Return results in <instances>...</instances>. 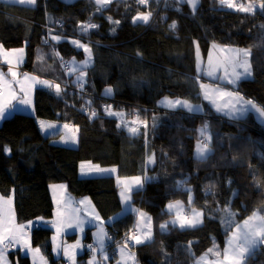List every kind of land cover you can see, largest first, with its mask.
<instances>
[{"label": "trees", "instance_id": "trees-1", "mask_svg": "<svg viewBox=\"0 0 264 264\" xmlns=\"http://www.w3.org/2000/svg\"><path fill=\"white\" fill-rule=\"evenodd\" d=\"M251 2L234 0L245 6ZM262 2L255 0L253 12L243 13L220 5L219 0H199L195 10L177 0H148L147 5L112 0L104 6L95 0H36L33 6L0 0V43L6 48L24 47L21 70L49 67L55 49L64 58L83 56L67 39L52 41L50 34L88 41L92 51L93 63L86 69L82 89L63 85L66 80L60 82V96L55 88L36 87L34 113L15 112L0 123V193L12 195L17 222L36 223L30 232L31 244L40 249L47 264H69L53 255L50 183L65 182L74 196H89L104 219L121 210L114 177H80V160L117 165L120 175L156 178L132 193V202L146 210L153 222V238L132 247L139 264H193L213 241L223 248L229 232L221 219L226 206L235 213L231 227L253 211L264 214V125L250 116L234 121L215 114L200 96L198 80L207 78H197L194 55L196 41L203 54L211 43L247 48L253 76L239 81L235 89L264 106ZM138 12H151L149 21L134 24L132 18ZM109 17L120 23H110ZM173 22L176 28L170 29ZM88 23L98 27L82 32L80 25ZM42 72L37 73L42 76ZM58 73L47 76L55 79L65 74ZM106 87L113 89L112 96L102 95ZM162 96L202 102L204 114L163 109L157 104ZM104 105L146 120L147 129L141 125L138 134L130 135L124 126L117 127V118L108 116ZM93 110L97 115L90 119ZM37 118L77 126V147L53 145L38 128ZM205 121L212 134V152L198 160L196 142ZM152 153L156 164L150 171L146 160ZM181 181L186 183L178 184ZM206 186H211L210 192ZM189 188L192 207L203 213L202 224L185 230L168 225L162 232L161 223L170 217L165 204L179 199L190 208ZM134 220L135 213L126 212L106 225V236L111 233L114 238L109 243L105 240L111 256L118 246H125L122 238L128 230L137 228ZM87 236L76 264H88L96 247L92 241L93 250L88 248ZM6 256L10 264H31L30 256L18 248L9 247ZM247 264H264V244Z\"/></svg>", "mask_w": 264, "mask_h": 264}, {"label": "snow or ice", "instance_id": "snow-or-ice-1", "mask_svg": "<svg viewBox=\"0 0 264 264\" xmlns=\"http://www.w3.org/2000/svg\"><path fill=\"white\" fill-rule=\"evenodd\" d=\"M20 4H36V0H17ZM112 0H95L97 5H108ZM139 5H147L148 0H136ZM180 2V0H177ZM188 4L191 5L193 10L196 9V6L199 0H186ZM220 5H226L228 9H235L238 12L251 13L253 12L255 6V0L253 2L245 5H237L234 3V0H219ZM260 8L264 10V2L260 3ZM99 10V9H98ZM151 12H138L136 16L132 18V22L135 24L137 21H142L147 23L150 19ZM110 23L119 24L120 21H113L111 17L108 18ZM98 26L96 24L88 23L80 25L82 32H87L88 29H95ZM170 29L176 28V23L173 22L169 25ZM115 31V28L112 29ZM53 39L59 40L58 36H54ZM47 43V41H45ZM71 43L75 45L78 49L82 48L86 54V59L82 62V67L80 69H73V71H79L77 76L76 83L80 88H83L85 75V70L90 66L92 59L91 49L86 45L80 43L79 40H72ZM195 43V42H194ZM218 46L213 44V49H216ZM226 54L222 58H217L213 60L211 53H209L208 62L206 65H201L200 63V49L197 43L196 46V55H197V78L201 75L208 76L212 79L219 81H226L227 84L236 86L239 81L244 79H249L253 76L252 65L249 61L250 52L248 49H234V48H224L222 49ZM25 49L23 47L18 49H12L11 52H4V62L9 66L8 75L12 77V80L5 79V73L0 71V119H4L9 110L13 109L15 105L12 101H16L17 104L25 106L26 108L32 107V100L30 99V92L34 85H42L48 89L55 88L57 96L61 94L60 84H52L50 81L38 79L36 76H30L28 73H23V80L18 79L20 75L15 69L19 67L24 61ZM15 85L19 86V93L15 90ZM27 85V86H26ZM200 94L205 100H209L215 111L222 114L223 116L228 117L231 120L239 121L249 112H254L258 114V117L261 118V122L264 123V106H259L252 99H246L241 96L238 91L227 90L220 85H212L200 83ZM7 89V91H5ZM113 92L111 87H108L104 91V95L110 96ZM161 106L176 109L180 107L185 109L188 113H198L202 112L203 109L200 105L192 104L188 100H169L167 97L160 102ZM108 116H122L123 113H116L111 111V105H108L105 109ZM97 113L95 110L92 111L90 119L95 117ZM145 127V130L148 127L147 121H139ZM40 131L44 132L46 129L54 128L55 125L51 123H46L43 120L38 121ZM133 124L137 121H132ZM117 127H121L120 124ZM124 127L127 128V131L135 135L139 131L136 127H128L125 123ZM153 127H155V118L153 122ZM63 128L66 130L65 135L61 136L62 142H76V132L78 129L70 126L69 124H64ZM200 137L202 139L198 140L195 150V156L198 160H204L208 158V155L212 152L211 142L212 134L209 131L208 122L205 121L201 129H199ZM145 131V135H146ZM9 149L5 148V152H8ZM154 163V158L149 156L146 160V165H151ZM116 169H105L101 168L98 165L89 164L87 167L81 165V173H105V172H115ZM155 177L144 175L143 179L140 176L131 177L127 179L123 185L120 192L121 202L128 204L131 201V194L134 190H142L143 184L148 181L155 180ZM186 181L178 182V184H184ZM231 183V181L229 182ZM53 188L63 189L64 185H53ZM206 192L211 191V186H206ZM189 193L188 204L191 208V213L185 214L183 208L181 207L180 201H176L175 204L169 203L167 205L168 213L171 214L174 208L176 209L175 218L170 221L173 228L178 227L181 230L196 228L202 224L203 213L198 211L195 207H192L193 198L191 188L187 189ZM233 195H236L234 192ZM80 204H85L86 201L82 200ZM230 204V202H229ZM58 208L60 210L56 213V220L52 221V227L56 229L57 235L52 237L54 251L59 249V245L56 244L57 236L62 234L66 228H76L80 232L84 231L85 220L81 219L79 216L80 209L71 207L67 201H64L63 198L57 201ZM264 208V206H262ZM133 212L138 213V225L140 224V218L147 217V213L141 212L139 209H132ZM224 215L221 217L222 222L228 226V231L230 235L227 236V240L223 250H219L215 241H213V247L208 249V252L205 253L200 259L204 261L205 264H247L249 257L253 256L256 251L259 250V245L264 244V214H260L258 211H253L250 216L243 220V223H236L235 228L231 227L233 221L232 217L235 215L230 210V207L226 206L223 210ZM227 217V219H225ZM42 219V218H41ZM92 220L97 221L96 228L97 232L94 233L96 242L99 245V251L101 254L104 252L105 248V238L106 234L104 231V221L101 220L99 214H93ZM147 224L144 227L147 228V231L143 233V237L139 234L134 236H129L128 239H131L135 242L136 245L144 244L146 241L151 240L152 230H151V217H147ZM44 225L47 222H43ZM167 223L161 224L160 229L162 232L167 231ZM33 222H29V225H32ZM28 225L17 224L15 213L12 209V197L8 196L4 198L0 196V264H7L6 253L9 247L19 246L20 251L25 249L33 255V261L35 264L36 258L39 257L42 264H47V261L44 260V257L40 255L39 248H32L30 241L26 236L25 229ZM110 239V237H108ZM191 243V242H190ZM80 241L78 240L76 244L67 246L63 249L64 255L71 261V264H76V249L80 247ZM124 247H127L125 244ZM90 250H93L92 245H88ZM121 257L124 259L125 253L124 248H121ZM208 253H211L216 257L213 261H207ZM130 259H135L134 253L130 255ZM88 264H95V257L91 259ZM199 264V262H198Z\"/></svg>", "mask_w": 264, "mask_h": 264}, {"label": "crops", "instance_id": "crops-1", "mask_svg": "<svg viewBox=\"0 0 264 264\" xmlns=\"http://www.w3.org/2000/svg\"><path fill=\"white\" fill-rule=\"evenodd\" d=\"M15 1H16V3H18L17 0H15ZM8 2H10V1H8ZM25 5H29V4H26L25 3ZM29 6H33V5H29ZM54 36H58L60 38L59 40L67 39L70 43H71L72 40H78V39H74V38H65V37L60 36V35H51V34H50V40H52V41H59V40L53 39ZM79 41L82 44H86L88 47L90 46V44H89L88 41H84V40H82V41L79 40ZM213 44L217 45L216 43H211L210 44V47L207 50L208 51L207 52V55L209 54L210 51L215 52V58H214V60H216L217 58H222L225 55V52L222 51V49H224V48L230 47V48L238 49L237 47L232 46V45H227V46L226 45H223V46L222 45H217L218 47L216 49H213ZM195 45H196V43L194 44L195 70H196L197 69V61H196L197 55H196V46ZM79 49L82 50V52H83V56L81 58H77L75 56L72 57V58H64L62 56L61 52H59L57 49L51 50V55H52V59L54 60V62H50L49 63V67H47L45 69L41 68V70L43 71L41 73L42 76L41 75H36L33 72H31V71H27V72L29 74L32 73V75H30V76H36L38 79H41V77L42 78H45V80L50 81L54 85L57 82H61V81L66 80L65 83L66 82L69 83L70 86L76 87V88H79V89H82L76 83V79H77V76L79 75V71H73V69H80L82 67V62L86 59V54H85L84 50L82 48H79ZM207 55H206V57H207ZM64 60H67L69 62V68L66 71L63 70L62 69V66H61V61H64ZM92 63H93V60L91 59L90 66L92 65ZM52 72H59V73L64 72L65 74L62 76V78L61 77L60 78H56L55 77V79L54 78H48V76H47L48 74L47 73H52ZM196 72H197V70H196ZM19 74H20L19 76H21V73H19ZM54 75H57V74H54ZM86 75H87V71L85 70V75L83 77L84 82L86 81ZM58 80H60V81H58ZM207 80H212L213 81L214 79H212L210 77H207ZM215 84L216 85H219L220 84L221 86H223L225 88H230L231 90L237 91L235 89L236 86L229 85V84H227L226 81H219V82H217ZM39 86H42V85H38L37 84V85H34L32 87V90L30 92V99L31 100H32V95L34 93V89L36 87H39ZM106 88H108V87H106ZM105 89L102 91V95L103 96H106V95H104ZM240 95L243 96V97H245L241 93H240ZM110 96H112V94ZM200 96H202V95L200 94ZM107 97H109V96H107ZM245 98L246 99H250L248 97H245ZM12 103L15 105V107L13 109L9 110L6 116H8V115H10L12 113H15V112H24V113H29V114L34 113L33 103H32V107L31 108H26L25 106L19 105V104L16 103V101H12ZM158 106L161 107L159 104H158ZM210 107H211L212 111L215 114L220 115V116H223L222 114L217 113L215 111V108L214 107H212V106H210ZM201 108H202V106H201ZM173 110H175V109H173ZM115 111H117V110H115ZM198 113L199 114H204V110L202 112H198ZM248 116L254 118L257 122L261 123V125H264V123L261 122V118L258 117V114L254 113V112H249L248 114H246L241 119H243L245 117H248ZM153 117H154V115H152V118ZM224 117H226V116H224ZM226 118H228V117H226ZM40 120H43L46 123L54 124L55 125V128H63V125L66 124V123H62V122H58V121H54V120H47V119H43V118H37L36 122H37V125H38V128L39 129H40V127H39L38 121H40ZM1 121H2V119H0V122ZM135 121H137V123H135V124H133V126H129V127H136V128H138L140 130V127L143 124L140 123L139 121H145V120H142V118H139V119L137 118ZM69 125L70 126H73L76 129L78 128L75 125H72V124H69ZM126 130H127V128H126ZM62 133H66V131L65 132H62ZM138 133H139V131L137 132V134ZM42 134L46 135L47 133H45V131H44V132H42ZM130 135H132V134H130ZM132 136H134V135H132ZM50 142L53 145H55V146H61V147H66V148H76L77 145H78V133L76 132V142L75 143H72L70 141L67 142V143H64L60 139H58V137H52V136H50ZM82 164L85 165V167H87L89 164H91L93 166L98 165L101 168H105V169L115 168L116 171L115 172H105V173H95V172H93V173L82 174L81 173V165ZM78 175L80 177L108 176V175L113 176L114 179H115L116 185H117V192H118V196H119V199H120V202H121L120 192H121L123 183L127 179H130L131 177H135V176H140L143 179V177H144L145 174H143V175H141V174H139V175H120L119 174V171H118L117 165H101L99 162L93 161V160H80L79 163H78ZM53 185H56V186L64 185V188L63 189H60L58 187L57 188H53L52 187ZM143 186H144V184H143ZM48 189H49V194H50V197H51V200H52V203H53V215H52V218H51V221H50L51 227H52V223L51 222L54 221V220H56V218H57L56 217V213H57L58 210H60L58 208L57 201L61 200L62 198H63L64 201H67L68 204L71 207L80 209L79 216H80L81 219H84L85 220V228H84V231L83 232H80L76 228H66L62 234H60V235L57 236L56 244H58L60 247L56 251H54V248H53V240H52V237L54 235H57V233H56V229L52 227L53 233H52V236H51V243H52L53 255H54L55 258H61V259L65 260V261H68L69 264H71V261L64 255L63 249L65 247H67V246L76 244V242L79 240L81 246L78 249H76V261H77V257L79 256V254L84 253V251H85L84 241L86 240L85 236H86V233H87L88 234V236H87L88 239H90L91 241H93L95 243V246H96L95 249L92 251L91 255L88 257L87 263L91 259H93V257H95V264H139L137 262L136 258L134 260L129 258L130 255L134 253L132 247H134L136 245L135 242H133L131 245H129L127 247H124V245L118 246L117 253L115 255H113V256L110 255V253L107 250L106 245H105L104 252H103V254H101V252L99 251V245L97 244L96 238L94 237V233L97 232V228H96L95 225L98 222L92 220V215L94 213L95 214H99V213H98V210L96 209L94 203L92 202V199L89 196H80V197L74 196L68 190L67 185H66L65 182L50 183ZM0 196H2L4 198H7L8 196H11L12 197V195L4 196L1 193H0ZM82 200L86 201V203L83 204V205L79 203ZM188 200H189V197H188ZM12 201H13V197H12ZM176 201H180L181 207L183 208V212L189 210V215H190L191 208H188L187 203L185 201H182V200H179V199L178 200L169 201L168 203H166L165 204V210L168 212L167 205L169 203L175 204ZM12 209H13V204H12ZM132 209H139L141 212L147 213V217H151V215L146 210L140 209L137 205H135L132 202V194H131V201L128 204H124V203L121 202V210L118 213L114 214L113 216H111V217H109L107 219L102 218L100 216V214H99L101 220L104 221V225H103L104 226V231H105V227H106L107 224L111 223L114 219L118 218L119 216H121L122 214H124L126 212H133ZM196 209L198 211L202 212L200 209H198V208H196ZM13 212H14V210H13ZM134 213H135V220H134L133 225L137 227V229L139 231V235H141L143 237V233L147 231V228L144 227V225L147 224V222H148L147 221V217L140 218V224L138 225V223H137L138 213H136V212H134ZM175 213H176V209L174 208V210L170 214L171 216L168 218V220L165 221V222H162L161 224H165L166 222H169V223H167V227H168V225H171L170 221L175 218ZM30 221L32 222V220H29V221H25V222H22V223H19V222L16 221V223L17 224L28 225L27 228H28V230L31 231V228L35 227L36 226V223L34 222L32 225H29V222ZM151 230H152V238H153V222H152V217H151ZM86 231H88V232H86ZM26 236H27V238H28V240L30 241V244H31L30 234H28L26 232ZM146 242H148V241H146ZM225 243H226V238L224 240V246H225ZM31 247L34 248V249L37 248V247L32 246V244H31ZM212 247H213V245H212ZM12 248H18L19 249V246H13ZM121 248H124V253H125L124 259H122V257H121V251H120ZM218 249L221 250V251L223 250V248H218ZM21 252L28 254L30 256L31 264H34L33 255L30 252H28L26 249L24 251H21ZM207 252H208V250L206 252L202 253L201 255H198L195 258L193 264H198V262H199V264H205V262L204 261H201L200 258L202 256H204L205 253H207ZM6 255H7V253H6ZM40 255H42L41 251H40ZM134 256H135V254H134ZM6 259H8V257H6ZM215 259H216L215 256H213L211 253H208L207 261L210 262V261H213ZM7 264H8V261H7ZM9 264H10V261H9ZM35 264H42V262L40 261L39 257L36 258Z\"/></svg>", "mask_w": 264, "mask_h": 264}, {"label": "rangeland", "instance_id": "rangeland-1", "mask_svg": "<svg viewBox=\"0 0 264 264\" xmlns=\"http://www.w3.org/2000/svg\"><path fill=\"white\" fill-rule=\"evenodd\" d=\"M5 1H10V2H15L16 3V1L15 0H5ZM182 1H186V0H180V2H182ZM20 4V3H19ZM190 5V4H189ZM191 6V5H190ZM197 41H196V45L195 46H197ZM217 45H224V44H218V43H216ZM199 45V44H198ZM227 46V45H226ZM21 47H23V46H18V47H13V48H6V47H4L3 45H2V43H0V71H2L3 73H5V79L6 80H12V77L10 76V75H8L7 73H8V65L4 62V60H5V58H4V55H3V53L4 52H11V50L12 49H18V48H21ZM210 47V46H209ZM235 47H237L238 49H247V48H244V47H238V46H235ZM24 48V47H23ZM89 48L91 49V47L89 46ZM199 49H200V56H199V59H200V63H201V65L203 66V65H206L207 64V62H208V58H209V54L207 55V53L206 54H203V51L201 50V48H200V46H199ZM208 52V51H207ZM209 53H211V55H212V58H213V60H214V58H215V52H212V51H210ZM226 54V53H225ZM206 55H207V57H206ZM24 58H25V53H24ZM196 61H197V58H196ZM23 63H24V61H23ZM22 63V64H23ZM21 64V65H22ZM18 73H21V76H18V79H20V80H23V73H28L27 72V70H21V68H20V65H19V67L18 68H16L15 69ZM34 74H36V75H40V74H38L37 72H42V71H38V68L37 67H35L34 68V71H32ZM29 74V73H28ZM29 75H32V73L31 74H29ZM205 76V75H204ZM206 78L208 77V76H205ZM41 79L42 80H45V78H42L41 77ZM217 82H219L218 80H203V79H199L198 80V87H199V84L200 83H205V84H212V85H216L215 83H217ZM56 84H60V82H57ZM69 84V83H68ZM220 85V84H219ZM27 86V85H26ZM69 86H70V84H69ZM221 86V85H220ZM15 87V90L19 93V86L18 85H15L14 86ZM221 87H223V86H221ZM223 88H225V87H223ZM225 89H227V90H230V91H234V90H231L230 88H225ZM5 91H7V89H5ZM199 92H200V88H199ZM165 97H167L169 100H176V99H180V100H188L190 103H192V104H194V105H196V104H198V105H200V106H202V108H203V110H205V108H204V105H203V103L202 102H194V101H191V100H189V99H187V98H184V97H176V96H173V97H169V96H162V97H160L159 98V100L157 101V103L161 106V101H163L164 100V98ZM202 97V99L205 101V102H207L206 104L208 105V106H212L213 107V105L211 104V102L209 101V100H205L204 98H203V96H201ZM32 103H33V95H32ZM161 108H164V109H169V110H173V109H170V108H166V107H163V106H161ZM177 108H180V107H177ZM185 110V109H184ZM113 111V110H112ZM186 111V110H185ZM113 112H116V113H123V115L122 116H115L116 118H117V120H118V123L120 124V125H122V126H124V124L126 123L127 125H128V127L129 126H133V123H132V121H134V120H136V119H133V118H131V117H129L125 112H122V111H119V110H117V111H113ZM187 112V111H186ZM24 113V112H23ZM13 114V113H12ZM12 114H10V115H8V116H6L5 118H7V117H9V116H11ZM3 120V119H2ZM1 123V122H0ZM204 124H202L201 126H200V129L202 128V126H203ZM66 130L65 129H63V128H51V129H46L45 130V133H47L45 136H52V137H58V139H60L61 140V136L62 135H65V133H62V132H65ZM65 143V142H64ZM197 143L198 142H196V145H197ZM155 168V164L152 166V168H149V170L151 171V170H153ZM52 201V200H51ZM53 204V203H52ZM136 205V204H135ZM138 206V205H137ZM140 209H142L140 206H138ZM257 211V210H256ZM233 212V211H232ZM259 212V211H258ZM234 213V212H233ZM260 213V212H259ZM189 214V213H188ZM252 214V213H251ZM250 214V215H251ZM260 214H262V213H260ZM53 215V214H52ZM250 215H248V216H250ZM171 216V215H170ZM248 216H246V217H244L243 219H240V220H237L236 222H235V224L236 223H240V224H242L243 223V220L244 219H246ZM226 219H227V217H226ZM233 219H234V216L232 217V221H233ZM33 222V221H32ZM34 223V222H33ZM235 224H234V226L232 227L233 229L235 228ZM223 226H226V224L223 222ZM30 228V227H29ZM26 230V232L28 233V234H30V230H28V228H26L25 229ZM106 232V231H105ZM231 233H230V231L228 232V234L225 236V238H226V240H227V236L228 235H230ZM105 240H106V238H105ZM225 240V239H224ZM218 248H219V246L217 245V244H215ZM7 257V256H6ZM7 261H8V264H9V260L7 259Z\"/></svg>", "mask_w": 264, "mask_h": 264}, {"label": "built area", "instance_id": "built-area-1", "mask_svg": "<svg viewBox=\"0 0 264 264\" xmlns=\"http://www.w3.org/2000/svg\"><path fill=\"white\" fill-rule=\"evenodd\" d=\"M61 66H62V69L63 70H67L68 68H69V62L67 61V60H64V61H61ZM62 85V84H61ZM63 85H69L67 82L66 83H63ZM72 87V86H71ZM74 88H76V87H74ZM77 89H79V88H77ZM108 105H104V109H106V107H107ZM146 110L147 109H149L148 108V106H145L144 107ZM200 139H202L201 137H200ZM187 212V211H186ZM186 212H185V214H186ZM188 214V213H187ZM114 233H117V230H114L113 231ZM137 234H139V231H138V229L137 228H135V227H132V228H130L129 230H128V233L126 234V236L124 237V238H122V242H123V244H129V245H131L132 243H133V240H131V239H128V237L129 236H134V235H137ZM108 237H110V239H108ZM113 240H114V238H113V236H112V234L111 233H108V235L106 236V242L107 243H109V242H113ZM86 245L88 246V245H92L93 247H94V243L92 242V241H90V242H86ZM116 253H117V251H116Z\"/></svg>", "mask_w": 264, "mask_h": 264}, {"label": "water", "instance_id": "water-1", "mask_svg": "<svg viewBox=\"0 0 264 264\" xmlns=\"http://www.w3.org/2000/svg\"><path fill=\"white\" fill-rule=\"evenodd\" d=\"M150 156L154 158V163H152L151 165H147L148 169H149V168H152V166H153L154 164H156V160H155L156 156H155V153H152Z\"/></svg>", "mask_w": 264, "mask_h": 264}]
</instances>
